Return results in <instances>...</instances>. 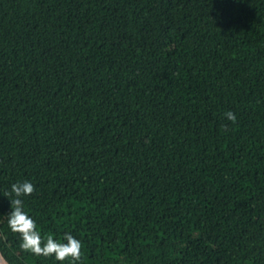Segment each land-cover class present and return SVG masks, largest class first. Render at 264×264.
<instances>
[{
  "label": "trees",
  "instance_id": "trees-1",
  "mask_svg": "<svg viewBox=\"0 0 264 264\" xmlns=\"http://www.w3.org/2000/svg\"><path fill=\"white\" fill-rule=\"evenodd\" d=\"M22 179L77 264H264V0H0V251L71 264Z\"/></svg>",
  "mask_w": 264,
  "mask_h": 264
},
{
  "label": "clouds",
  "instance_id": "clouds-1",
  "mask_svg": "<svg viewBox=\"0 0 264 264\" xmlns=\"http://www.w3.org/2000/svg\"><path fill=\"white\" fill-rule=\"evenodd\" d=\"M224 115L228 120L236 119L230 110ZM32 192L33 183L22 179L12 182L3 193L9 200L6 224L13 233H18L19 247L35 255L52 256L58 261L68 258L71 264H77L81 258V241L71 232H64L57 238L54 235L42 236L37 230L36 221L25 210L22 199ZM0 264H7L6 258L0 259Z\"/></svg>",
  "mask_w": 264,
  "mask_h": 264
},
{
  "label": "water",
  "instance_id": "water-1",
  "mask_svg": "<svg viewBox=\"0 0 264 264\" xmlns=\"http://www.w3.org/2000/svg\"><path fill=\"white\" fill-rule=\"evenodd\" d=\"M3 258H5V257L3 256L2 252L0 251V259H3ZM6 262H7V264H11L8 260H6Z\"/></svg>",
  "mask_w": 264,
  "mask_h": 264
}]
</instances>
